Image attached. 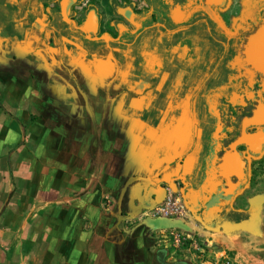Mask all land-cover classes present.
<instances>
[{
    "label": "crops",
    "instance_id": "0c3cea01",
    "mask_svg": "<svg viewBox=\"0 0 264 264\" xmlns=\"http://www.w3.org/2000/svg\"><path fill=\"white\" fill-rule=\"evenodd\" d=\"M9 6L33 16L0 17V264H186L170 235L203 153L191 97L159 116L127 52ZM162 195L185 228L154 226Z\"/></svg>",
    "mask_w": 264,
    "mask_h": 264
},
{
    "label": "flooded vegetation",
    "instance_id": "af4514ba",
    "mask_svg": "<svg viewBox=\"0 0 264 264\" xmlns=\"http://www.w3.org/2000/svg\"><path fill=\"white\" fill-rule=\"evenodd\" d=\"M12 1L20 2L0 0V17L33 16ZM27 1L39 3L55 36L127 52L124 64L149 84L159 116L190 96L203 153L184 208L204 229L248 219L246 193L264 159V0Z\"/></svg>",
    "mask_w": 264,
    "mask_h": 264
},
{
    "label": "rangeland",
    "instance_id": "374dc122",
    "mask_svg": "<svg viewBox=\"0 0 264 264\" xmlns=\"http://www.w3.org/2000/svg\"><path fill=\"white\" fill-rule=\"evenodd\" d=\"M245 198L261 199V213L253 228L204 229L194 225L188 212V229L170 235L171 248L180 255L174 259L186 264H264V159L253 173ZM177 235L181 239L178 245Z\"/></svg>",
    "mask_w": 264,
    "mask_h": 264
},
{
    "label": "water",
    "instance_id": "95a60500",
    "mask_svg": "<svg viewBox=\"0 0 264 264\" xmlns=\"http://www.w3.org/2000/svg\"><path fill=\"white\" fill-rule=\"evenodd\" d=\"M252 150H255V149L252 147ZM228 167H229L228 163H224L223 165L220 166V169H222L224 171ZM185 197H186V199L190 200L189 194H186ZM163 200H164V195H162L161 197H158V199L156 200L157 201L156 203H162ZM261 208H262L261 207V199L254 198V199L251 200V208H250V211H249L248 219L243 220V221L238 222V223H231V224L224 223L223 225H220V226H218L216 228H209V229H218L219 227H222L224 229L225 228H238V229H250V228H253L256 225L257 221H258L259 215L261 213ZM191 211H193V213H196V211H195L193 206H191ZM154 224H155L154 226L157 229H172V228H178V227L179 228H185V226L181 222L173 221V220H170V219H158V220H155Z\"/></svg>",
    "mask_w": 264,
    "mask_h": 264
},
{
    "label": "built area",
    "instance_id": "2783aa9c",
    "mask_svg": "<svg viewBox=\"0 0 264 264\" xmlns=\"http://www.w3.org/2000/svg\"><path fill=\"white\" fill-rule=\"evenodd\" d=\"M183 210V209H182ZM181 215V207L176 199L171 197L166 198L161 204H159L154 210V216L162 219H174ZM176 244H180V236L175 237Z\"/></svg>",
    "mask_w": 264,
    "mask_h": 264
}]
</instances>
